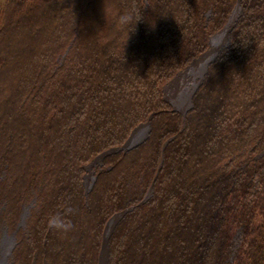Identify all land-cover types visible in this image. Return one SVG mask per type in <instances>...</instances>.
<instances>
[{"label":"trees","instance_id":"1","mask_svg":"<svg viewBox=\"0 0 264 264\" xmlns=\"http://www.w3.org/2000/svg\"><path fill=\"white\" fill-rule=\"evenodd\" d=\"M237 1L190 106L173 110L165 85ZM147 120L146 139L103 156L86 190L90 162ZM124 209L106 264H264V0H0L12 264H98Z\"/></svg>","mask_w":264,"mask_h":264},{"label":"bare ground","instance_id":"2","mask_svg":"<svg viewBox=\"0 0 264 264\" xmlns=\"http://www.w3.org/2000/svg\"><path fill=\"white\" fill-rule=\"evenodd\" d=\"M237 12H238V8L235 7L229 17L228 22L225 24V26L219 32H217L216 34L212 36L211 42H210V48L207 49L204 53H202L198 58L194 59L181 73H179L173 79L170 85L166 88L170 99L177 100L178 98L181 101V99L187 98L188 93L191 91V89L196 83V77L199 76V73L205 61L208 58H210L218 50V48L224 43L228 28L230 27V25H232L237 15ZM114 220L115 218L113 217L107 223L105 232L103 233L104 238L109 232ZM11 240L12 239L10 237H6L5 241L3 242V245L7 246ZM1 252L2 253H1V258H0V264H6L5 252L3 249ZM104 260H105V246H103L102 248L99 264H104Z\"/></svg>","mask_w":264,"mask_h":264},{"label":"water","instance_id":"3","mask_svg":"<svg viewBox=\"0 0 264 264\" xmlns=\"http://www.w3.org/2000/svg\"><path fill=\"white\" fill-rule=\"evenodd\" d=\"M235 7H237L238 10H239L238 1L236 2L234 8H235ZM233 10H234V9H233ZM233 10H232V11H233ZM211 38H212V37H210V39H209V43L211 42ZM215 55H216V52H215L210 58H208V59L205 61L204 65H203V67H204V71H205V65H206L210 60H212L213 57H214ZM199 82H200V81H199ZM199 82H198V83H199ZM196 85H197V83H196ZM196 85H194L193 88L191 89V91L188 93V95H187V99L190 98L191 94L193 93L194 89L196 88ZM165 100H167V99L165 98ZM181 100H182V99H181ZM167 101L173 106V107H172L173 110H176V109H177L176 106H175L171 101H169V100H167ZM180 102H181V101H180ZM178 110H180L183 114H184V112H185V110H181V109H178ZM149 118H150V116H149ZM149 118H148V119H149ZM149 130H150V122H149L148 120H147L146 122H144V123H140V124H138L136 127H134V128L131 130L129 136H128L127 139L123 142V144H121L120 146H117V147L109 148V149L106 150V151H103L102 153H100L99 155H97V156H96V157L90 162V164H89L87 167L90 168L92 165H94V164H96V163H99V164H100V163H101V159L103 158V156H105V155H107V154H109V153H113V152L120 151V150L124 151V150L130 149V148L136 146L137 144H139L140 142H142L144 139H146ZM84 178H85V181H84V182H85V187H86V190H88V189L91 187V185H92V181L95 179V176H93V175L90 176V179H91L90 182H87L86 176H84ZM150 190H151V189L149 188V189H148V192L146 193V195L144 196V198L142 199V201H144V200L147 198V196L150 194ZM28 206H29V204H27V205H25V206L23 207L22 212L20 213L19 221H18V223H17L16 228H18L20 225L23 224V222H24V218H25L26 213H27ZM127 209H129V208H127ZM127 209H124L123 211H121V212H119V213H117V214L112 215V216L107 220L106 225H107V223L109 222V220H110L111 218H113V217L115 218V220L113 221L112 226H111L109 232L107 233L106 237H105V238L103 237V239H102V245H101V249H100V255H99V261H98V264H99V262H100L101 252H102V248H103V246H105V260H104V264H106V262H107V250H108V241H107V240H108V236H109V234H110V232H111V230H112L114 224L118 221V219L123 215V213H124ZM106 225H105V229H106ZM105 229H104V232H105ZM104 232H103V233H104ZM103 235H104V234H103Z\"/></svg>","mask_w":264,"mask_h":264},{"label":"rangeland","instance_id":"4","mask_svg":"<svg viewBox=\"0 0 264 264\" xmlns=\"http://www.w3.org/2000/svg\"><path fill=\"white\" fill-rule=\"evenodd\" d=\"M239 5V4H238ZM234 9V8H233ZM232 9V10H233ZM239 11V10H238ZM232 13V12H231ZM231 13H230V15H231ZM230 15H229V17H230ZM229 17H228V20H229ZM235 19H236V17H235ZM234 19V20H235ZM228 20L224 23V25H222L218 30H216L210 37H212L214 34H216L217 32H219L224 26H225V24L228 22ZM234 22V21H233ZM233 24V23H232ZM232 26V25H231ZM228 32H229V28H228V31H227V33H226V37H225V40H224V43L218 48V50L216 51V55H217V53H218V51H219V49L226 43V41H227V37H228ZM210 37H209V39H210ZM210 48V43H209V40H208V46L198 55V56H196L195 58H193L186 66H185V68L194 60V59H196V58H198L202 53H204L207 49H209ZM216 55L213 57V59L216 57ZM212 59V60H213ZM211 61V60H210ZM209 61V62H210ZM208 62V63H209ZM208 63L205 65V71H204V67H202L201 68V71H200V73H199V76H197L196 77V83H197V85H196V83H195V85H196V87L199 85V83L201 82V80H202V78H203V75H204V73L206 72V68H207V65H208ZM184 68V69H185ZM183 69V70H184ZM183 70H181L180 72H178L166 85H165V87H164V97L167 99V100H171V102L176 106V110L175 111H178V112H180V113H182L180 110H178V109H181V110H187V108L190 106V100H191V96H190V98L189 99H187V98H184V99H182L181 100V103L179 102L180 100L177 98V100H175V99H170L169 98V94H168V92H167V90H166V88L170 85V83L173 81V79L179 74V73H181ZM200 81V82H199ZM199 82V83H198ZM195 90V89H194ZM192 95V94H191ZM171 105V104H170ZM173 106L171 105V108H172ZM173 109V108H172ZM185 113V112H184ZM183 114V113H182ZM93 166V165H92ZM91 169V168H90ZM90 169L87 167V171H86V173H85V176H86V179H87V182H90L91 181V179H90V176L92 175V174H90ZM90 174V175H89ZM27 205V204H26ZM25 205H23L22 207H21V212H22V209H23V207H24ZM20 212V213H21ZM27 212H28V209H27ZM27 214V213H26ZM18 221H19V219H18ZM18 221H17V223H18ZM16 226H17V224H16ZM16 229H18V228H16ZM105 229V228H104ZM6 237H10L12 240L10 241V243L7 245V246H5V245H3V242L5 241V239H6ZM242 238V231H241V228L240 227H236L235 229H234V232H233V235H232V244H231V252H230V257L231 258H233L234 257V255H235V252L237 251V249H238V247H239V243H240V239ZM16 240H17V238H16V235H15V232H12V231H10L6 226H4V227H1V229H0V258H1V251H2V249L4 250V252H5V262H6V264H12V259H11V251H12V248L14 247V245L16 244ZM5 246V247H4ZM5 248V249H4Z\"/></svg>","mask_w":264,"mask_h":264}]
</instances>
